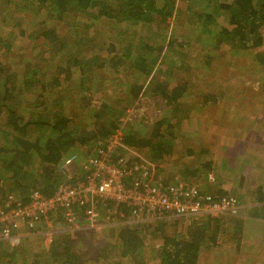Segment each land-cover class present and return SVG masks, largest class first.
<instances>
[{"label": "trees", "instance_id": "trees-1", "mask_svg": "<svg viewBox=\"0 0 264 264\" xmlns=\"http://www.w3.org/2000/svg\"><path fill=\"white\" fill-rule=\"evenodd\" d=\"M184 19L198 31L193 40L176 43L179 31L173 27H183ZM7 21L11 26L4 38L0 35V54L10 56L9 37H21L26 46L17 45L19 69L0 63V205L8 196L14 205L27 203L35 191L51 195L72 180L59 169L69 154L85 160L107 152L114 161L126 158V165L135 161L148 167L156 185L177 182L161 174L175 150L182 96L193 91L195 111L211 110L227 94L220 83L230 82L233 95L255 96L264 104V0H0V32ZM28 21L34 30L27 34ZM183 44L194 48L192 55ZM121 79L127 81L120 95L105 93ZM168 79L176 84L170 86ZM98 91L101 95L94 98ZM153 103L158 110L149 116L144 109ZM85 110L87 119L77 117ZM132 149L146 156H131ZM260 149L263 153L264 146ZM174 165L191 176L206 172L208 179L222 167L199 158ZM131 180L127 176L125 182ZM207 181L217 182L216 177ZM196 186L214 195L230 194ZM259 188L264 192L262 183ZM254 203L264 204V195H256ZM104 204L101 212L114 208L122 219L130 213L123 204ZM237 216L185 223L182 229L175 227L176 219L110 226L114 243H100L93 259L148 264L145 240L157 237L150 253L156 264H197ZM169 223L174 228L167 232ZM40 239L25 236L17 246L0 241V264L80 262L81 230H57L45 249H26Z\"/></svg>", "mask_w": 264, "mask_h": 264}, {"label": "built area", "instance_id": "built-area-1", "mask_svg": "<svg viewBox=\"0 0 264 264\" xmlns=\"http://www.w3.org/2000/svg\"><path fill=\"white\" fill-rule=\"evenodd\" d=\"M126 161H114L102 151L85 160L67 155L59 169L72 180L51 195L35 191L27 203L14 205L8 196L0 205V241L17 246L25 236H39L46 244L57 231L58 216L63 229L72 233L169 218L191 223L239 214L241 204L234 195H214L196 184L175 181L156 185L148 178V167L135 161L126 165ZM74 165L76 171L71 172ZM127 176L131 183L125 182ZM106 200L129 207L130 213L122 219L114 208L101 212Z\"/></svg>", "mask_w": 264, "mask_h": 264}, {"label": "rangeland", "instance_id": "rangeland-1", "mask_svg": "<svg viewBox=\"0 0 264 264\" xmlns=\"http://www.w3.org/2000/svg\"><path fill=\"white\" fill-rule=\"evenodd\" d=\"M183 4L184 3L181 2L179 5L183 7ZM185 20L186 19H184L183 27H173V29H176L175 31H179L175 39L176 43L186 42L190 38L193 40V37L198 31L197 27H192L190 23L187 24ZM8 23L3 25L2 31L0 32L2 38L5 37V33L3 32H7L11 26V23ZM122 26L124 25L122 24ZM24 28L27 34L29 31L34 30L29 21ZM9 39H11V43L13 44L11 47V54L9 57L0 54V63L8 62L12 69L17 70L21 67L19 64L21 56L18 54V52L21 51H18L19 47L17 45H22L23 49L26 45L19 36L9 37ZM196 44L198 43L196 42ZM184 45L185 44H183V46ZM184 48H186L191 55L195 51L193 47L187 45H185ZM232 59L233 56L230 57V60ZM125 81L127 80L121 79V84L119 86L111 85L105 93L109 94L110 91H112L114 93L112 97L120 95V92L125 90V84H123ZM105 83L110 85L108 81H105ZM168 84L173 86L176 84V80L168 79ZM234 85L235 84L232 85L230 82L220 83L222 91L227 92V94L225 93L226 95L219 100L215 108L211 110L202 108L199 111L200 113L196 112L194 108L197 100L196 98L193 99L191 95L193 91H191L187 97H181L183 98L180 101L184 112H179L182 118L178 126L175 125L177 129L175 138L177 148L175 144L173 154L167 158V161L171 163L166 167V171H162V178L174 179L180 183L201 185L203 188L206 184L211 191H213V189L217 191V188H219L225 193L236 196H248L250 193L259 195L260 191L257 189L258 186L256 185L262 182L257 175L260 173L262 175L263 172H261L257 166H261L264 170V152L261 153L257 150H261V145L264 146V104L261 98L255 96L243 97L241 95H233L235 92ZM100 95L99 91L93 93L94 98H99ZM144 110L147 111V115L153 116L158 110V104L153 103L152 106L147 105ZM85 113L86 110L84 112L82 111V114L77 115V117L80 118L81 115L85 116ZM85 118L87 119L86 116ZM238 140L244 143H240ZM199 148L205 151L195 156ZM187 149L193 150L195 153L192 152L190 155L184 153ZM129 154L141 158L145 155L141 151L138 152L136 149H132ZM255 154L256 156L254 158ZM198 158L202 161L210 160L211 165L217 162L221 164L222 167L220 170H214L216 174L213 172L212 177L210 176L211 179H208L206 172H204L206 175H202V172V176H198V174L191 176V174L194 173L179 171L180 168L176 169L174 165L180 162L196 160ZM247 160L251 161L250 166L246 165L245 162H247ZM146 162L148 163V161ZM76 167V165L72 166L71 172L76 171ZM215 177L217 182L220 181L218 186H216L217 182L213 184L212 180H215ZM157 178L159 179V177ZM207 180L212 182H208ZM262 185H264V183H262ZM171 219L175 218H169L167 220L170 221ZM176 221L175 227L182 229L185 222L179 219H176ZM169 224L171 225V223ZM169 224L166 228L167 232L174 228V224L171 226H169ZM110 229L111 228H102L96 232L91 230L81 231V234L84 236V242L79 243L80 246L77 250V254L80 256V262L77 264H101L102 261L97 263L93 257H95L97 253L96 248L102 245L100 243H114L115 237L109 236ZM217 236L218 240L222 237L220 234H217ZM218 240L215 244L209 246L208 249L202 251L197 264H230L231 260L228 261V256L225 258L227 261L224 260L223 257L226 253H224L222 243L220 244ZM145 242L148 244L145 249L146 261L148 264H156V260L154 258L151 259L150 253L152 252V246L157 245L159 239L156 237V239H152L151 241L148 239L145 240ZM46 247L43 240L40 239V241H34L26 246V249L32 251L33 249H45Z\"/></svg>", "mask_w": 264, "mask_h": 264}, {"label": "crops", "instance_id": "crops-1", "mask_svg": "<svg viewBox=\"0 0 264 264\" xmlns=\"http://www.w3.org/2000/svg\"><path fill=\"white\" fill-rule=\"evenodd\" d=\"M257 176L264 183V175L260 173ZM260 185V183L256 185L258 190H260ZM260 193L264 195V192L260 191ZM239 197H242L247 205L241 204L238 216L232 220L231 225L223 228L225 232L222 241H218L220 244L222 243L224 253H226L223 258L227 261L225 258L228 256V261L231 260L230 264H264V204L254 203L256 195L252 193ZM249 205H253V207L246 210L245 207ZM56 224V230L64 228L61 220ZM34 241L32 240V242ZM49 243L50 241H47L45 245L48 246Z\"/></svg>", "mask_w": 264, "mask_h": 264}]
</instances>
